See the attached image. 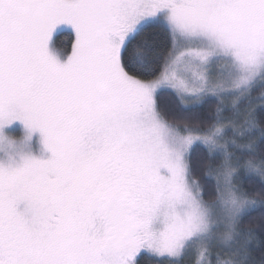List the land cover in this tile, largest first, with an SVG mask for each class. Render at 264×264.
Returning a JSON list of instances; mask_svg holds the SVG:
<instances>
[{
  "label": "snow or ice",
  "instance_id": "snow-or-ice-1",
  "mask_svg": "<svg viewBox=\"0 0 264 264\" xmlns=\"http://www.w3.org/2000/svg\"><path fill=\"white\" fill-rule=\"evenodd\" d=\"M257 88L264 0H0V264H264Z\"/></svg>",
  "mask_w": 264,
  "mask_h": 264
},
{
  "label": "trees",
  "instance_id": "trees-1",
  "mask_svg": "<svg viewBox=\"0 0 264 264\" xmlns=\"http://www.w3.org/2000/svg\"><path fill=\"white\" fill-rule=\"evenodd\" d=\"M67 33H69V32L63 31V32L57 34L56 40H57L58 44H62V43H66L67 42V39H68V34ZM261 91H264V90L257 88L256 92L254 93V95H259V93ZM161 103H162V107L167 110L169 108L176 107L177 100H176V97L173 95L172 91L164 90L161 93ZM195 159H196V156L194 155L193 156V160H195ZM193 178L196 179L197 177L194 176ZM256 215H258V213H256ZM239 239H240V243L242 245L243 244V236H241ZM189 254H187L184 257V261L182 262V264H196V259L194 261V259H192V256L189 255ZM161 259L162 258H160V257H155V256H152V255H148L147 253L144 254V255H141L139 257L140 264H160ZM234 264H242V259H237L234 262Z\"/></svg>",
  "mask_w": 264,
  "mask_h": 264
},
{
  "label": "rangeland",
  "instance_id": "rangeland-1",
  "mask_svg": "<svg viewBox=\"0 0 264 264\" xmlns=\"http://www.w3.org/2000/svg\"><path fill=\"white\" fill-rule=\"evenodd\" d=\"M63 31L70 32L71 29L68 28V27H66V26L61 25V26H59L58 29H57V34L63 32ZM166 90H167V89H166ZM12 130H13V131H17L16 133H14V135H17V136L21 135V132L18 131V130H19V125H14ZM146 253H147L148 255H152V256H154L153 254H151V253H149V252H147V251H145V252L142 253L141 255H144V254H146ZM141 255H140V256H141ZM189 255L192 256V259H194V261H195V259H196V261L199 260V259H201L200 256H197V255H195L194 253H190ZM155 257H156V256H155Z\"/></svg>",
  "mask_w": 264,
  "mask_h": 264
}]
</instances>
